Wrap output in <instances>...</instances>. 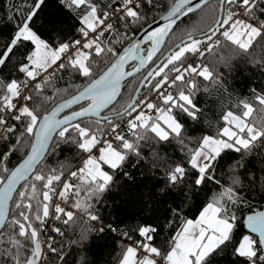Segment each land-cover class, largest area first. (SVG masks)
Masks as SVG:
<instances>
[{
    "label": "snow or ice",
    "instance_id": "snow-or-ice-1",
    "mask_svg": "<svg viewBox=\"0 0 264 264\" xmlns=\"http://www.w3.org/2000/svg\"><path fill=\"white\" fill-rule=\"evenodd\" d=\"M45 4L13 5L14 28L0 39V69L13 68L6 78L0 74V142L11 145L0 153V264H89V233L105 231L121 245L116 264H216L229 249L234 264H264V211L238 215L251 207L244 189L258 179L249 173L246 181L241 170L250 158L264 157V91L236 100V111L222 108L216 120L198 99L203 92L221 105L232 100L220 68L235 71L234 60L264 71V0H172L164 23H149L123 49L116 45L130 38L126 30L143 28L145 9L160 7L158 0H60L78 27L48 38L34 27ZM202 10L211 12V25L187 30L162 53L179 23ZM142 44L150 45L146 54ZM157 53L163 60L140 85L147 92L117 108L122 82L154 64ZM64 75L84 83L56 87ZM65 146L74 148V159L47 167ZM165 146L183 154L179 162L160 155ZM144 148L152 166L164 169L165 192L186 200L216 186L195 219L184 215L182 201L167 209L163 226L103 223L98 206L117 178L128 175L130 157L146 159ZM20 151L23 158L9 168L6 161ZM232 153L222 180L218 169ZM81 223L88 227L70 241L81 251L70 252L57 237ZM241 224L248 234L237 240Z\"/></svg>",
    "mask_w": 264,
    "mask_h": 264
},
{
    "label": "trees",
    "instance_id": "trees-1",
    "mask_svg": "<svg viewBox=\"0 0 264 264\" xmlns=\"http://www.w3.org/2000/svg\"><path fill=\"white\" fill-rule=\"evenodd\" d=\"M107 2V0H104ZM26 3H31V0H0V39H6L10 31L14 28V22L9 21L8 17L15 16V7L23 8ZM160 7L153 8L151 10L145 9L147 14V21L144 26L152 23L163 15L170 7L172 0H158ZM13 5L15 7H13ZM22 17H17L20 19ZM212 23V14L208 10L197 11L190 16L183 19L179 23L178 27L174 29V35L170 34V38L166 40L165 47L162 48V53H166L176 43L180 42V38L184 36L187 30L202 29L206 30ZM35 29L45 38L54 36L57 33H63L65 36L74 34L78 22L74 18V14L60 4V0H46L45 6L38 14V18L35 21ZM139 24L127 29V36L130 38H121V41L116 45L119 49H122L128 44L133 37L143 29ZM150 45H145V49H148ZM21 50V54L23 53ZM163 55L159 53L155 62L158 61ZM15 63V61H13ZM234 64L239 65L235 71L231 73L227 69L221 67L220 71L225 73L226 87L229 89L232 96V100L227 104L221 105L217 102V98L214 95L207 93H201L199 95V101L201 106L206 109H210V118L216 120L222 108L226 110L229 106H233L236 100L241 98L250 99L253 96V90L264 91V71H260L257 68L249 65H245L240 60H234ZM132 63L128 69L132 68ZM151 64L138 76L131 79L128 84L123 88L121 96L119 97V103L117 108L123 109V107L131 99L137 85L143 78ZM13 71L12 65L8 68L0 69V74L3 77H7ZM70 83L76 85H83L82 79H76L71 75H64V79L57 82L56 87L61 89L66 88ZM71 91V90H70ZM147 92V89L142 88L140 93L143 95ZM48 95L52 94V89L47 92ZM206 127V125H201ZM198 134V133H197ZM15 137H13V140ZM10 143L8 141L0 142V153H4L10 149ZM159 147V146H157ZM167 148V146H165ZM143 152L146 154V159L137 161L136 157H130L129 161L125 165L124 171L128 173L127 176L120 175L111 190L105 194L103 203L98 206L99 215L104 224H120L123 227L131 226L133 224L150 223L157 226H163L165 224V217L167 216V209L183 201V213L187 218L195 219L203 205L208 201L210 193L216 191V186L209 184L208 189L201 191L197 189L195 192H190L187 195V199L183 197H177L175 193H167L163 190L164 186V169L153 167V157L149 154V149L144 148ZM161 156H166L172 162H179L182 158V153L175 147L167 148L166 153L160 152ZM236 154H230L231 159L221 161L218 174L221 179L224 180L228 174V167L233 162ZM75 157V150L71 146H65L63 152H58L55 157L48 158L47 167L55 166L57 161L73 160ZM23 158V152H15L6 161L9 168L16 166ZM245 172L244 179L247 181L249 173L258 177L255 184L252 187H245L244 195L247 199V203L251 206L242 207L238 213L240 220L255 211H259L264 208V157L257 156L250 158V163L246 169H242ZM58 223V222H57ZM59 226V225H58ZM97 227L100 225L97 224ZM88 225L77 224L73 229L66 232V238H59L57 240H63L66 248L71 251L79 252L75 245H71L70 241L77 238V235L83 228ZM45 231H48L47 229ZM170 231L165 229V232ZM243 234H247L243 225L241 224L237 230L236 239L239 240ZM52 235H55L54 233ZM47 237H44L46 239ZM87 248V257L89 264H116V260L120 254L121 245L118 243V238L115 234L105 231L104 233L91 232L89 238L85 242ZM70 259L78 260V255L70 256ZM237 258L231 255L230 249L216 258V264H234Z\"/></svg>",
    "mask_w": 264,
    "mask_h": 264
},
{
    "label": "water",
    "instance_id": "water-1",
    "mask_svg": "<svg viewBox=\"0 0 264 264\" xmlns=\"http://www.w3.org/2000/svg\"><path fill=\"white\" fill-rule=\"evenodd\" d=\"M166 12H167V11H166ZM166 12H165L164 14H166ZM164 14H163V15H164ZM161 16H162V15H161ZM161 16H160V17H161ZM160 17H159L158 19H156L155 21H158L159 24H162V23H164V21L160 20ZM185 18H186V17H185ZM185 18H184V19H185ZM156 26H158V25H157V24H153V27H156ZM144 28H147V26H145ZM144 28L141 29V30H140V31H139V32L133 37V39L140 40L141 37L144 35ZM131 42H132V40H131L128 44H126L123 48L128 47V46L131 44ZM178 43H179V42H178ZM176 44H177V43H176ZM149 47H150V46H149ZM123 48H122V49H123ZM171 48H172V47H171ZM171 48H170V49H171ZM170 49H169V50H170ZM169 50H168V51H169ZM146 51H147V49H145V44H142V52H144V53L146 54ZM168 51H167V52H168ZM167 52H166V53H167ZM166 53H165V54H166ZM158 55H159V53H157V57H158ZM157 57L154 58V61L156 60ZM163 58H164V57L162 56V57H161L158 61H156V62H155V63H154V64H153L148 70H150L151 68L155 67L156 64H159V63L163 60ZM132 63L137 64L136 61L131 62V64H132ZM131 64H130V65H131ZM130 65H129V66H130ZM150 65H151V64H149L148 67H149ZM129 66H128V67H129ZM148 67H147V68H148ZM147 68L142 69L140 73H142V72H143L145 69H147ZM131 69H132V68H130V69L126 68V71H127V70H131ZM140 73H136L135 76L127 77V78L122 82L121 93H122L123 88L128 84V82H129L131 79H133L134 77L138 76ZM146 73H147V72H146ZM146 73H145V74H146ZM143 77H144V76H143ZM142 81H143V78L140 80V82H139V84L137 85V87H136L134 93H136V92L140 93V91H141V89H142V88L140 87ZM134 93H133V94H134ZM132 96H133V95H132ZM131 98H132V97H131ZM118 99H119V97H118ZM130 101H131V99L129 100V102H130ZM106 111H107V110H106ZM259 211H264V208H262V209L259 210ZM249 214H252V213H249ZM249 214H247V215H249ZM247 215H246V216H247ZM246 216H245V217H246ZM245 217H244V218H245ZM244 218H243V219H244ZM243 227H244L246 233L248 234V230H247V228H246L245 226H243Z\"/></svg>",
    "mask_w": 264,
    "mask_h": 264
}]
</instances>
